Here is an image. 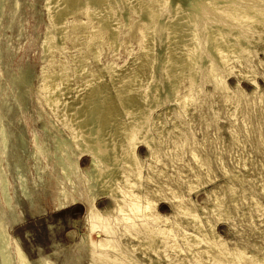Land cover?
I'll use <instances>...</instances> for the list:
<instances>
[{
    "label": "bare ground",
    "instance_id": "6f19581e",
    "mask_svg": "<svg viewBox=\"0 0 264 264\" xmlns=\"http://www.w3.org/2000/svg\"><path fill=\"white\" fill-rule=\"evenodd\" d=\"M1 2H3V0H0V3ZM43 5H45V3ZM87 6H89V9H87L88 11L86 13L87 18L89 20L92 19L98 22L97 31H102L103 33H105L109 42L116 49H118V46L120 44L119 36L121 34L119 35V31H118V26L120 23L115 18L114 12L115 11L122 12L124 14L125 23L127 22L128 17L131 13L133 15L136 14L138 21L142 23L141 28L139 30L140 54L137 58L133 59L130 68L127 71H125V73L118 74L117 72L118 68L116 69L114 65L111 66L108 63V65L105 64L106 65L105 67H97L91 73L90 76H86L84 78L82 77L81 81L83 83L82 85L84 86L85 91L83 90L84 93L81 96H79V98L75 96L76 99L72 102H68L67 100H65V98H63V95H65V93H63L64 91L63 87L65 86L62 87V85L65 83L64 81H68L69 79H71L70 74L66 73V69H67L66 67H65L66 69L63 72L42 73L41 85H40L41 89L39 90V91L42 90V94L39 93L40 96L44 98L42 102L45 100L44 101L45 103L44 102L43 103L44 104L47 103L48 106L52 108L54 119L57 118L60 121L62 128L64 127V129L67 130L68 135L65 136L67 138L62 139L63 141L60 140L61 141L60 145H59V141L58 142L56 141L59 145V146L56 145V147H59V149L58 148L57 149L59 150L58 153L60 155L59 171L61 172L63 177L56 176L55 174L53 175L51 172H49L48 174L45 170H43V175H41V181L39 182L40 184L35 183L34 187L36 188L33 190L25 189L22 184V179L20 178L22 184V195L24 199L28 202L29 207L33 211H36L37 199L40 198L41 196L44 197L45 195L42 191H40L41 189H44L45 193L50 194L51 203L55 207H62L64 205H73L80 202L84 203L90 215V218L93 220L92 223L90 221L91 219L89 220V222L92 224L91 229L95 230L96 234L97 233L103 234V237L99 236L98 240L91 241L90 250H92V252L90 255H91L92 264H142L137 259H135V257H133V255L130 253L133 252L132 249L134 248L129 249L131 248L129 246L128 250L126 249L125 251L126 244L117 241L118 238L125 235H130L129 236L130 238L131 237L139 238V236H142L143 239L142 241L145 244H147L148 247H150L148 249L154 252L158 250V247L154 245V241L156 238L169 236L174 241L175 239L174 237H178L179 239H181L179 241L182 242V244L180 243L182 247L180 246L177 248L176 242H173L171 246L174 247V250L178 254L179 252L183 253L185 251V255L182 257V259H178L179 260L178 262H182V264H184L183 261H185V259L189 256L190 258L193 257L195 259V260L193 259V261H195L196 264H264V242L261 241V243H258L254 241L244 245L233 243V246H229V244L223 241L219 237V235L215 233L216 223L220 220H227L231 215V211H230V207L228 206V203L229 202L238 203L237 200L240 199L238 195L239 193H237V191L239 188L242 189L241 185L239 184V188L236 189L234 185L228 182L229 180H231V182L238 181L239 183L241 180V176L239 174L236 173L234 174L233 172L227 169L224 170L223 174L225 175V177L229 179L227 181L228 184L232 185V186L228 185L226 189V191L228 192L227 193L228 199L226 198L225 194H219V192L221 191H219L218 193L215 191H212L211 193L208 192L210 195L207 194V196L211 198L212 206L206 212L205 210L203 211V213L207 216L206 218L207 222L205 221L207 229H205V227L202 225L201 220L199 219V216L195 211L196 208H194L195 205L194 202L189 201V203H183L182 197L180 195L175 197L173 196L174 194L173 195L171 194L170 197L173 200L175 198H179L178 201H176L177 203L174 205L175 214L178 215V217L180 215L181 218L185 221L184 225L186 223V225L189 226L190 229L189 230L180 229L179 226L181 225L180 224L181 222L179 223L178 220H174L172 222L170 221L171 223H168L167 217H165L164 215H163L164 217L159 216V214L156 212L155 208L153 207V205H156V203L152 205L153 202L151 203L149 201V192L151 191H150V187L148 186V183L150 181H153L150 180L152 178L150 177L149 173H147L145 177L147 182L145 193L143 194L141 191L140 192L136 191L139 190V188H141L140 179L142 177L141 170L143 169V168L141 169L140 167L141 160L137 155L138 149H140L141 147H146L147 150L151 151V153L154 155L156 153V151H154V147L157 144L158 145L164 144V142L168 138L170 139V137H172V139H174L176 142H180V146L185 145V143L189 140V135H188L189 132L186 131L187 126L188 124H191V121H193V119H196V116L198 114L194 112L193 113L188 112L186 113V117H187L186 119L181 118L182 119L181 120L179 115V117L172 116L168 121L166 119L163 120L161 118L162 113L160 112L156 113V116L154 118L151 117V113L155 111L154 109L158 107L163 96L164 97L165 96L171 97L172 95L175 96L179 88L181 78L183 76H186L188 78L189 86L191 87V89H189L188 92H186L183 96L179 98L180 100L179 102L182 103L183 106L182 108L184 110L189 105H196L195 109L197 107H200V102H198V98L196 96L198 93L196 91H199L200 88H198L196 83L199 80L198 76L201 73L202 75L204 73V80L212 81L213 89L216 92L221 91L227 98L228 96L226 94L228 90H227L226 82L224 80V76H225L224 72H226L227 70H229L228 72H230V70H232L231 68H229V62L235 60L241 63L240 60L248 59L249 55L254 52L256 44L264 42V38L262 34L264 33V0H50L49 2H47L46 7L48 9L47 12H49V15L48 14L47 15L49 16V19L51 21V26H50L51 29L49 31L46 30V32L48 31L47 32L48 34L45 38V41H43L44 43L41 41L43 43V46L45 44L48 45V47L52 46L54 48V45L56 46V44H58L57 39L65 34L61 29L63 26H60L62 20H64V18L67 15L69 14L73 15L74 13H77V11H79L80 9ZM117 14L118 13H116V16ZM138 21L136 20V22ZM113 22L115 24H113ZM85 26H86V22H80L77 25L74 24L72 26V29L74 31H78L79 33H81L85 29ZM123 26L124 25L122 24V27ZM127 34L128 33H126V35ZM43 35L46 34L43 33ZM61 43L62 41L60 42V44ZM88 46L90 47L94 56L95 55L97 56L98 51H96L95 48L92 47L93 42H91V40ZM261 47L264 49V44H261ZM60 48L61 46L59 47V49ZM46 51L48 52V50ZM41 52H44V50H42ZM94 60L97 59L95 58ZM78 61L80 62V60ZM62 69H64V67ZM75 69L76 71L74 74L75 76L79 77L85 72V64L80 63L79 66L76 67ZM250 72H251V68L248 65V68L246 70L240 71L239 73L241 77L242 76L244 77V76H248L247 74H249ZM106 73H108L109 75L108 78H104L105 77L104 74ZM254 76L255 75L252 74L251 76L248 77L250 83H252L253 86L257 85ZM158 77L161 78L162 81L160 82L156 81L155 78ZM26 81H28V79L25 80V82ZM21 85L19 84V86ZM66 89L68 91L69 89L71 90V86L69 87L67 86ZM22 93L23 90L21 91L20 94L22 95ZM239 95L236 96L235 98V101L237 102L239 101ZM42 97L40 99H42ZM260 98H262V96ZM230 101L229 102L232 103L231 99ZM258 101L260 102V100H257V102ZM225 103H227L228 106V102ZM247 104L248 103H246V105ZM45 107L47 106L45 105ZM168 110L166 111L167 114H168ZM211 112L213 113L212 110ZM200 115H202L201 112L199 114V118ZM245 116L246 115H244V118H246ZM203 117H205V115ZM152 120L154 121H153V125L151 124L152 128H150L149 122ZM250 127L249 129H251ZM150 129H152L156 133L155 135H157L156 136L157 139H155V137L150 133ZM245 129L243 128L242 131L241 130L239 131L243 132V130ZM228 131L230 132L229 129ZM0 132L2 133V129H0ZM234 135L237 134L234 133ZM241 136L243 137L242 134ZM235 139H238V137H236ZM233 141H235L234 138ZM2 144L5 145V137L2 138ZM229 145H231L230 142ZM243 146L244 145H242V147ZM227 147L231 148V146L230 147L227 146ZM175 148L176 147H174V149ZM181 148L182 147H180L179 150ZM189 151L192 157L191 159H193L201 167V171H198L197 173L194 174V178H195L194 180L197 179L198 181L200 177H203L201 176L203 173H205L206 175L209 172L208 171L209 167L207 168L208 158L206 159L199 156L198 153L195 152L196 150L194 149H191ZM67 152H71V153H67ZM182 152L181 153L179 152V154H182ZM3 153L4 151L2 150L1 155H3ZM152 154L151 156H153ZM179 154H177V156ZM80 156L81 159L83 158L85 159L86 157L90 159V164L88 166L86 164L87 167L84 169L89 175V180H87V185H81L79 183L80 182L79 168H78L79 166L77 160ZM174 157H172V161ZM170 159L171 157L169 158V160ZM174 159L181 160V158L178 159L174 158ZM243 159L244 158H242V160ZM149 162L147 163V165L148 167H151L152 163L149 164ZM156 163H158V161ZM179 163L180 162H178V164ZM185 163L188 164V162H184L183 164L185 165ZM256 163H258V161ZM170 164L172 165V163ZM148 167L147 169H149ZM173 167L175 168V166ZM155 168L153 169V171L155 170ZM164 168L167 169L166 167ZM180 169H182V166L181 168H179V171ZM246 169L247 168L245 167L244 169L245 173L248 170ZM161 172L162 171H160V173ZM253 172L252 174L255 173ZM175 173L179 174V172H175ZM118 175L122 176L121 180L123 181L124 184V185L122 184L123 185L122 189L118 190L120 192L118 193L120 196L115 192V189L117 191L118 187L115 188L116 186L113 185V183L117 180ZM245 175L247 176V174ZM242 177L244 178L245 176ZM207 178L205 177V179L208 181L209 178L208 179ZM253 178H255V176ZM255 180L257 181L258 179ZM248 181L250 182L249 179ZM190 186L193 185H189V187ZM0 189L3 192V194L6 195L7 181L4 179V175L1 169H0ZM262 190L264 191V189ZM242 191L245 190L242 189L241 192ZM263 191H261V193ZM166 192L168 193L169 191H165V193ZM254 193H256V191ZM142 197H144L145 199L144 203L141 202V199H143ZM101 198H107L113 201V203L116 205V209H115L116 214L112 211L114 207L111 210L105 211L103 213H101L97 209L96 207L97 200ZM251 199L249 198V200ZM4 200H6V202L8 203L9 198H6ZM252 202H254V200H252ZM229 205L231 204L229 203ZM5 208L7 207L5 206ZM235 208L234 210H236ZM241 211L242 210H240V212ZM259 211H261L260 208ZM112 212L114 213L113 215L111 214ZM10 214L11 215L9 219L8 218L7 219L10 224H13L18 220V218L15 214L13 213ZM240 215L242 217V214ZM209 217H211L213 220H211ZM229 219L228 221H231ZM156 220L157 221L159 220L158 222L163 223L161 224L162 225L161 227L157 228L156 226L153 225L154 223H156L155 222ZM238 220H240V218ZM249 220L251 219L249 218ZM250 224L252 226V222ZM119 226H120L119 229L120 231L118 232L116 230L117 229L116 227ZM207 230L208 232L211 233V236H208ZM259 232L261 233L260 230L258 231V233ZM7 236H8L7 231L5 230L4 226L1 225L0 223V238L3 239L4 241L5 240L7 241ZM261 237H263L264 239V230L262 232ZM15 248L17 251L16 254L17 256L15 255L16 264H30L25 254L19 249L17 245ZM145 248L147 249V247ZM0 250H1L0 252L1 264H10L11 259L8 254L7 246L5 243L2 245ZM161 251L163 252V250ZM39 258L40 260L43 261V264H50V260L47 257H42V255L40 254ZM146 259L148 260V258ZM40 260L38 261L40 262ZM148 263H150V261Z\"/></svg>",
    "mask_w": 264,
    "mask_h": 264
},
{
    "label": "rangeland",
    "instance_id": "374dc122",
    "mask_svg": "<svg viewBox=\"0 0 264 264\" xmlns=\"http://www.w3.org/2000/svg\"><path fill=\"white\" fill-rule=\"evenodd\" d=\"M49 1L50 0H3V2L0 3V129H2V133L0 132V169L3 172L4 179L7 181L6 195H4L0 189V200L2 199L0 201V223L4 226L8 234L7 241H4L0 238V249L5 243L11 259L10 264H16V245L25 254L30 264H43V261L39 258L40 254L42 255V257H47L50 260V264H90V254L92 252V250H90L91 241L98 240L99 236L103 237V234L97 233V235L96 231L91 229V223L93 222V220L90 218L85 204L80 202L73 205L55 207L51 203L50 194L45 193V190L41 189L40 191H42L45 195L44 197L41 196L37 199L36 211H33L22 195V184L25 189H35V183L40 184L39 182L41 181L43 170H45L48 174L49 172H51L53 175L55 174L56 176L63 177V175L59 171L60 155L58 153L59 147H56V145H58V141L60 145V140L67 138L65 136L68 135V132L66 129H64V127L62 128V125L57 118L54 119L52 108L48 106L47 103L44 104L45 100L43 101L44 103L42 102V100L44 99L42 96H40V94H42V90L39 91L41 89V76L42 73L63 72L67 68L66 73L70 74L71 79H69L68 81H64L65 83L62 85V87L65 86L63 87V93H65V95H63V98H65V100H67L68 102L74 101L76 99L75 96L79 98V96H81L85 91L84 86L82 85L83 83L81 81L82 77L84 78L86 76H90L97 67H105L109 63L111 66L114 65L116 69L118 68V74L125 73V71L130 68L133 59L137 58L140 54L139 30L142 23L138 21L136 14L133 15L132 13L129 15L128 20L125 23L124 14L122 12L115 11L114 16L120 23L118 26L119 35L121 34L119 36L120 44L118 46V49H116L109 42L105 33H103L102 31H97L98 22L96 20H89L87 18L86 13L88 11L87 9H89V6H87L80 9L73 15H67L64 20H62L60 26H63L61 29L65 34L63 33L64 35L57 39V47L54 45V48L52 46H50V48L45 44L43 46V41H45V38L48 34L47 32L51 29V21L48 16L49 12H47L48 9L46 7L47 2ZM44 3L45 5H43ZM44 8L47 10H45ZM116 13H118L117 16ZM135 19L138 22H136ZM80 22H86L85 29L81 33L72 29V26L74 24L77 25ZM113 24L115 23L113 22ZM122 24L124 25L123 27ZM46 30L48 31L46 32ZM43 33H45L46 35H43ZM126 33L128 34L126 35ZM262 34L264 38V33ZM90 40L91 42H93L92 47L95 48L96 51H98V55H95L96 57L88 46ZM61 41L62 43L60 44ZM261 44H264V42L256 44L254 52L251 53L252 55L250 54L248 59L240 60L241 63L235 60L229 62V68H231L232 70H230V72H228L229 70L224 72V80L226 82L228 90L226 95L228 96V99L221 91H219L220 93L216 92L213 89L212 81L204 80V73L202 75L201 72V74L198 76L199 80L196 83L198 88H200L199 91H196L198 92L196 96L198 98V102H200V107H197L195 109L196 105H189L184 110L182 108V103L179 102V98L186 92H188L189 89H191V87L189 86V80L186 76H183L181 78L179 88L175 94L176 97L174 95H172L171 97H162V102L160 101L158 107L151 113V117L153 118L156 116V113L159 112L162 113L161 118L168 121L172 116L179 117L180 115V119H186V113H198V117L196 116V119H193V121H191V124H188L187 126L186 131L189 132V140L185 143V145L180 146V142H176L174 139H172V137H170V139L168 138L164 142V144H157L154 147V151H156L154 155L151 153V151H148L146 147H141L137 151V155L141 160L140 167L141 169H143L141 170L142 177L140 179L141 188L136 191H141L143 194L145 193V188L147 187L145 177L146 174L149 173L150 177L152 178L150 180H153L148 183L151 191L149 192V201L151 203L153 202L152 205L156 203V205H153V207L155 208L159 216H165L168 218V223H171L174 220H178L179 223L181 222V225L179 226L180 229L189 230L190 228L186 225V223L184 225L185 221L181 218L180 215L178 217V215L175 214L174 205L179 199L175 198L176 196L180 195L182 197L183 203H189V201L194 202V208H196L195 211L199 216L202 225L205 227V229H207V216L203 213V211L205 210L206 212L212 206L211 198H209L207 194L210 195L209 193H211L212 191H215L217 193L221 191L219 192V194H225L226 198L228 199V192L226 191L228 185L232 184L236 189L239 188V184L241 185L242 189H244L245 191L241 192L242 189H238L237 193H239L238 195L240 197V199L237 200L238 203L229 202L232 205L231 206L227 202L231 211V215L229 218H232L228 219L231 221H228V219L220 220L215 225V233L219 235V237L223 241L229 244V246H233V243L244 245L254 241L258 243H261V241L264 242L263 237H261L264 230V191L262 190L264 189V49L261 47ZM60 46L61 48L59 49ZM42 50H44V52H41ZM46 50H48L49 53ZM43 53H45L46 55ZM95 58L97 60H94ZM78 60H80V62ZM80 63L85 64V72L78 77L75 76L74 73L76 71L75 68L78 67ZM248 65L250 66L252 73L250 72L249 74H247L248 76L241 77L239 72L246 70L248 68ZM62 66L64 67V69H62ZM252 74L255 75L254 77L257 82V85L254 86L248 79V77ZM104 76V78L109 77L108 73L104 74ZM26 78L28 79V81L25 82V80H27ZM155 79L159 82L162 81L159 77ZM19 84L23 85L19 86ZM67 86H71V90L69 89L70 92L66 89ZM72 87H74L75 89ZM22 90L23 93L21 95L20 93ZM36 90L38 94L36 93ZM250 91L252 92V94ZM38 95L40 96V98L42 97V99H40ZM238 95L239 101L237 102L235 101V98ZM261 96L262 98H260ZM230 99L232 100L233 105L232 103H230ZM257 100H260V102H257ZM224 101L228 102V106ZM246 103L248 104L246 105ZM45 105L47 107H45ZM167 110L168 114L166 112ZM211 110L213 111V113L211 112ZM200 112L202 115H200L199 118ZM164 114L166 117L164 116ZM204 115L205 117H203ZM244 115H246V118H244ZM46 120L48 121V124ZM153 121L154 120L149 122L150 128H152L151 126L153 125ZM50 125L52 126V129ZM248 125L249 127L251 126V129H249ZM241 128H244L245 130L241 132ZM228 129L230 130V132L228 131ZM150 133L155 137V139H157V135H155L156 133L152 129H150ZM234 133L237 135H234ZM241 134L243 135V137L241 136ZM53 135L55 136V138ZM4 137L5 145L2 144V138ZM236 137H238V139H235ZM233 138L235 141H233ZM239 138L242 141H240ZM239 141L241 142V144ZM229 142L231 145H229ZM172 143L174 144V146ZM242 145L244 146L242 147ZM227 146H231V148H228ZM174 147L176 148L174 149ZM180 147H182L183 149L181 148L182 150H179ZM166 149L169 152H167ZM191 149L196 150L195 152L198 153L199 156L209 159H207V168L209 167V172L206 175L205 173H203L201 175L203 177H200L198 181L197 179L194 180V174L198 171H201V167L193 159H191L192 157L189 153V150ZM2 150L4 151L3 155H1ZM178 151L180 153L183 151L184 153L182 152V154H179ZM151 154L153 156H151ZM177 154H179L180 156H177ZM170 157L171 159L169 160ZM172 157L176 159L181 158V160H175L173 158L172 161ZM236 158H238L239 160ZM242 158L244 159L242 160ZM148 159L150 160V162ZM156 160L158 161V163H156ZM77 161L79 166V183L81 185H87L89 175L84 169L90 164V159H88L87 157L85 159H81L80 156ZM183 161L188 162V164L185 163L184 165ZM257 161L259 164L256 163ZM148 162L149 164L152 163L151 167H148ZM178 162L180 163L178 164ZM168 163H172V165H169ZM173 166H175V168ZM181 166L182 169H180L179 171V168H181ZM147 167L149 169H147ZM153 167H156V171L154 170L155 172L153 171ZM164 167H166L167 169H165ZM245 167L248 169H246L248 173H245ZM159 169L160 171H162V174L160 173ZM226 169L233 172L234 174H239L241 176L240 182H231V180L225 177L223 173ZM148 170L151 172H149ZM156 172L158 173V175ZM175 172H179L180 175ZM243 172L247 174L248 177ZM252 172L254 174H252ZM242 176L245 177L243 178ZM254 176L255 178H253ZM205 177L209 178H207L208 181L205 179ZM20 178L22 179V184ZM121 179L122 176L118 175L117 180L114 182L115 184L113 183V185L116 186L113 187H118L117 191L114 188L117 194L120 193L118 190L122 189L124 185ZM248 179L250 180V182L248 181ZM255 179L258 180L256 181ZM227 181L230 184H228ZM242 181L247 185H245ZM252 183L255 185H253ZM189 185L193 186L189 187ZM165 191L169 192H166V194ZM253 191H256V193H254ZM261 191L263 192L261 193ZM258 192L261 194H259ZM171 194H174L173 196L175 197L173 198L177 200L171 199ZM206 197H208L210 201ZM6 198H9L8 203L6 202V200H4ZM142 198L143 199H141V202L144 203L145 199L144 197ZM249 198L253 199L249 200ZM169 200L172 202H170ZM252 200H254V202H252ZM5 206L7 208H5ZM96 207L101 213L109 211L113 207L114 210L112 209V211L114 213L116 211V205L113 203V201L107 198H101L97 200ZM234 208L236 210H234ZM259 208L261 211H259ZM240 210L242 211L240 212ZM113 212L111 213L112 215L114 214ZM260 212L262 215L260 214ZM10 213L15 214L18 218V220L13 224H10L8 221L11 215ZM240 214H242V217L244 218H242ZM209 218L213 220L211 217ZM239 218L240 220H238ZM249 218L251 220H249ZM89 220L91 221V223L89 222ZM158 221L156 220V223L153 224L157 228L161 227V224H163ZM249 222H252L253 227ZM116 228V230L119 232L120 226ZM259 230L261 231V233H258ZM129 236L130 235L122 236L118 238L119 240L117 239V241L126 244L125 251L126 249L128 250L129 246L131 247L129 249L134 248L132 249L133 252L130 253L140 263L147 264L150 261V263L148 264H182V262H178V259H182V257L185 255V251L183 253L179 252L178 254L174 250V247L171 246L173 242H176L177 248L180 246L182 247V242L179 241L181 239H179L178 237H174V241L169 236L156 238L154 241V245L158 247V250L154 252L148 249L150 247H148L147 244L142 241V236H139V238H130ZM208 236H211L210 232H208ZM87 242L90 244H88ZM145 247H147V249ZM161 250H163L164 253ZM146 258H148V260ZM193 259V257L190 258L189 256L185 259V261H183V263L196 264ZM38 260H40V262Z\"/></svg>",
    "mask_w": 264,
    "mask_h": 264
}]
</instances>
